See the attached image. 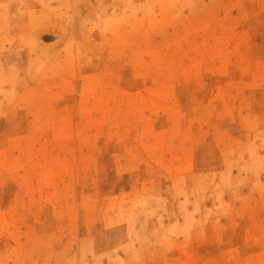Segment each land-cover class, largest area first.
<instances>
[{"label": "rangeland", "instance_id": "obj_1", "mask_svg": "<svg viewBox=\"0 0 264 264\" xmlns=\"http://www.w3.org/2000/svg\"><path fill=\"white\" fill-rule=\"evenodd\" d=\"M0 264H264V0H0Z\"/></svg>", "mask_w": 264, "mask_h": 264}]
</instances>
